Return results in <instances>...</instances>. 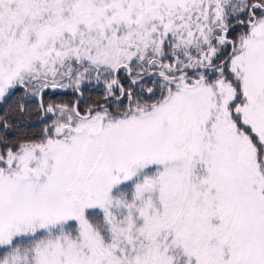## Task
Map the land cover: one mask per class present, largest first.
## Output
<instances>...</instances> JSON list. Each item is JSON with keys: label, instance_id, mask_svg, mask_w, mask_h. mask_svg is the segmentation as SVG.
Returning <instances> with one entry per match:
<instances>
[{"label": "snow or ice", "instance_id": "obj_1", "mask_svg": "<svg viewBox=\"0 0 264 264\" xmlns=\"http://www.w3.org/2000/svg\"><path fill=\"white\" fill-rule=\"evenodd\" d=\"M0 264H264V0H0Z\"/></svg>", "mask_w": 264, "mask_h": 264}]
</instances>
